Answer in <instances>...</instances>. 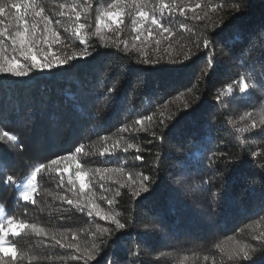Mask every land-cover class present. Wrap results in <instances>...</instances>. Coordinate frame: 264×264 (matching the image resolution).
<instances>
[{"label": "trees", "instance_id": "1", "mask_svg": "<svg viewBox=\"0 0 264 264\" xmlns=\"http://www.w3.org/2000/svg\"><path fill=\"white\" fill-rule=\"evenodd\" d=\"M40 3L59 39L39 46L76 58L29 78L0 77V174L15 178L0 182V223L36 225L8 237L17 264H84L89 252L88 264H264L253 239H264V0H176L161 20L170 32L151 26L152 36L150 25L134 30L132 8L97 34L96 17L114 0ZM61 4L76 6L81 20ZM15 14L0 19L8 25ZM78 23L87 25L79 36ZM4 46L11 55V41ZM85 47L91 55H80ZM240 77L247 95L226 90ZM57 157L66 159L37 173L25 203L18 183ZM77 164L88 173L83 190ZM141 174L149 191L135 196ZM246 247L255 251L238 258Z\"/></svg>", "mask_w": 264, "mask_h": 264}, {"label": "snow or ice", "instance_id": "2", "mask_svg": "<svg viewBox=\"0 0 264 264\" xmlns=\"http://www.w3.org/2000/svg\"><path fill=\"white\" fill-rule=\"evenodd\" d=\"M148 0H131V3L128 4L126 0H114V3L108 5V9L104 11L101 15L96 17V32L97 34L100 32V27L102 24L110 27L112 23H122V15L125 13L127 8H132L135 10V18L132 20V24L135 26L134 30L138 31L145 27V25H150L146 31L148 36L153 35V28L151 26H155V28L159 29L162 33L170 32V28L166 27L162 22V18L164 13L167 11L169 15H172L173 12L178 7L176 4V0H172L171 4L165 3V0H158V4L154 5L151 10L147 9ZM86 7H90L88 5L87 0H85ZM61 9L68 7L72 13L75 14V20L79 22L81 20V12L77 10L76 6H66L61 4ZM199 7V5H197ZM237 8L240 5H236ZM6 10L9 14L12 13V10H15L16 14L12 16V21H14V26L12 21L8 25H5L4 20L0 19V77L11 76L14 78H29L35 72H44L51 71L55 68H62L63 65L70 63L73 59L76 58V54L66 56L63 59L58 57H50L47 52L44 51L42 47L39 46L40 40L43 39L44 44L51 45L54 41L59 39L58 33L53 31L50 27L51 20L47 15H45V7L40 0H0V16H4ZM160 13V18L157 17L156 13ZM181 15L184 14V9L180 8ZM60 15H64L62 11ZM57 24L60 23L59 20L56 21ZM42 27V32L45 34L44 36L38 35L37 29L40 26ZM87 25L83 23H78V28L76 35L79 36V30L84 29ZM183 27V25H182ZM12 29V30H10ZM139 39V36H137ZM11 41V55L8 54L7 48L4 46V41ZM82 44L85 43L84 40L80 41ZM159 43V41H157ZM204 48L207 50L210 47L211 40H204ZM197 47H199L197 45ZM50 51V48H49ZM91 55L88 48L85 47L80 55ZM188 59V57H185ZM147 63V61H142ZM261 77H264V65H262V70L260 73ZM234 85L238 86L239 92L247 95L249 92L248 85L245 83L244 77H240L237 81H234L232 84L227 85V91L233 92ZM260 86L264 89V79L260 80ZM107 91L111 92V89ZM219 94L217 95V100H219ZM249 118L251 119V113H248ZM147 120H151L152 117H145ZM141 120H137L136 124H141ZM260 134L264 135V120L260 121ZM252 128H257V121L252 119L251 122ZM126 131V129H124ZM3 136L15 140L16 137L10 135L8 132H4ZM22 147V145H21ZM132 144H128L123 151L127 152L130 148H132ZM82 146H78L75 148L76 153H80ZM139 151V149H137ZM105 153H101L104 155ZM71 155V154H69ZM109 155H114V153L109 152ZM253 156L257 154L255 152L252 153ZM62 159H66V157H57L52 159L49 162V165L40 164L38 165L31 173V176L26 178L25 182L18 183L17 186L22 187V191L20 192V197L23 199L25 203L29 202L31 199L32 191L35 188L34 181L36 180L37 173L41 172L42 169L49 167L51 165H58V162ZM137 160H143V157L137 156ZM77 171L75 172V178L79 181L80 189L83 190L86 187L85 178L88 173L82 170L80 164L76 165ZM59 167H57V172L59 173ZM101 169L97 168L96 172H100ZM103 171H108V169H104ZM119 171V169H117ZM63 172H68V168L65 167ZM0 182H7L8 184H12L15 182V178L12 175L4 176L0 174ZM150 182L149 176H144L141 174V182L140 189L133 192V195L140 196L141 192H148L149 188L147 187V183ZM63 184V181L61 180ZM67 183L69 185L75 186V181L69 176ZM34 203V201H33ZM69 204L72 201H68ZM111 204V201H108ZM97 215H99L100 210L97 209ZM91 211L89 215H91ZM104 218V217H102ZM116 224V228L123 229L125 228V224L121 223L118 219L113 221ZM7 227H5L4 223H0V264H9V261L5 260V257H10V264H17V247L14 243H11L8 240L9 236H18L20 232L18 229H24L27 227H31L36 229V225H28L23 222L15 223L14 218L9 216L7 218ZM103 232H109V229H103ZM254 240L258 242V246L261 249H264V239L260 237H254ZM59 244L60 241H57ZM63 247V245H61ZM68 247H73V245L69 244ZM95 248V245L93 246ZM250 251H255L254 248L246 247L239 250L236 254L238 258H242L243 260L249 259ZM20 259H24V256L21 255ZM73 259H81V257H73ZM96 255L94 252H89L87 257L84 258V264H88L89 260H95ZM232 259V257H230Z\"/></svg>", "mask_w": 264, "mask_h": 264}, {"label": "rangeland", "instance_id": "3", "mask_svg": "<svg viewBox=\"0 0 264 264\" xmlns=\"http://www.w3.org/2000/svg\"><path fill=\"white\" fill-rule=\"evenodd\" d=\"M29 176H31V174H29L27 177H29ZM26 177V178H27ZM26 181V179L24 180V182ZM34 183V182H33ZM23 189L21 188V191H22ZM34 191V190H33ZM33 191H32V194H31V197H32V195H33ZM1 216H2V212H1V208H0V219H1Z\"/></svg>", "mask_w": 264, "mask_h": 264}]
</instances>
